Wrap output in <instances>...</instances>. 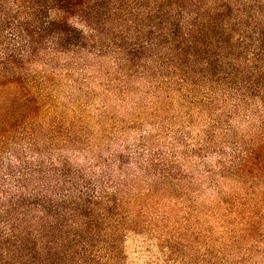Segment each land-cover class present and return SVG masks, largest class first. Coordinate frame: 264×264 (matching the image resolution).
<instances>
[{"label":"rangeland","instance_id":"374dc122","mask_svg":"<svg viewBox=\"0 0 264 264\" xmlns=\"http://www.w3.org/2000/svg\"><path fill=\"white\" fill-rule=\"evenodd\" d=\"M125 57L116 44L27 63L39 109L5 158L68 157L115 185L127 217L121 264H264V102H212Z\"/></svg>","mask_w":264,"mask_h":264},{"label":"trees","instance_id":"16d2710c","mask_svg":"<svg viewBox=\"0 0 264 264\" xmlns=\"http://www.w3.org/2000/svg\"><path fill=\"white\" fill-rule=\"evenodd\" d=\"M116 44L135 69L212 102H264V0H0V264L122 263L127 217L115 185L68 157L4 155L39 109L27 63Z\"/></svg>","mask_w":264,"mask_h":264}]
</instances>
